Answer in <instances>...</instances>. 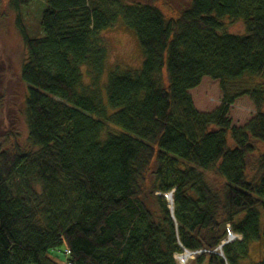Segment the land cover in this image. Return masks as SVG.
I'll use <instances>...</instances> for the list:
<instances>
[{"label": "trees", "instance_id": "16d2710c", "mask_svg": "<svg viewBox=\"0 0 264 264\" xmlns=\"http://www.w3.org/2000/svg\"><path fill=\"white\" fill-rule=\"evenodd\" d=\"M36 1L8 0L27 146L0 143V264H264L249 258L264 246V0H188L171 18L153 0H46L31 35L18 13ZM120 22L139 69L107 70L101 33ZM204 78L222 93L210 113L190 96ZM242 97L257 112L237 128Z\"/></svg>", "mask_w": 264, "mask_h": 264}, {"label": "rangeland", "instance_id": "374dc122", "mask_svg": "<svg viewBox=\"0 0 264 264\" xmlns=\"http://www.w3.org/2000/svg\"><path fill=\"white\" fill-rule=\"evenodd\" d=\"M142 1V0H129ZM188 0H153V4L167 17H175L185 7ZM46 5V0H37L29 7L23 8L18 14L21 15L28 32L31 35H38V22L41 11ZM17 12L8 5V0H0V143L4 138L15 135L19 146H27V127L22 114L21 96L24 86L19 80L20 68L25 58L23 41L16 27ZM224 27L227 32L242 35L245 27L240 22L231 23L224 20ZM104 43L108 49L107 70L118 67L122 70H136L141 67L142 55L135 35L127 30L122 24L117 23L101 33ZM190 96L195 109L200 113H210L221 104L222 93L219 84L209 78H204L201 84L190 91ZM105 98V93H104ZM264 110V106L262 107ZM257 107L248 97L236 99L231 106L228 117L233 126L245 127L255 116ZM229 145L233 143L229 140ZM255 157L258 156L263 147L255 144ZM255 157L250 165L255 164ZM253 172V168H252ZM213 179L212 174L207 175ZM260 243V244H258ZM250 245V261L257 262L263 257V242ZM219 252V248H217ZM183 254V253H182ZM200 254L193 255L187 259L186 264H196L195 258ZM179 255L175 258L179 261ZM180 264V263H179ZM202 264H206L203 261Z\"/></svg>", "mask_w": 264, "mask_h": 264}, {"label": "built area", "instance_id": "2783aa9c", "mask_svg": "<svg viewBox=\"0 0 264 264\" xmlns=\"http://www.w3.org/2000/svg\"><path fill=\"white\" fill-rule=\"evenodd\" d=\"M238 239H240L238 236H236V235H234V234H232V233H228V235H227V238H226V240H224V241H222V243H221V245H224V244H226V243H229V242H232V241H234V240H238ZM216 251H218V250H216ZM185 252H187V251H184V253ZM219 252H221L220 250H219ZM183 253V254H184ZM187 253H192V252H187ZM201 253H203V252H195V253H192L193 255H196V254H201ZM181 255V254H180ZM179 263L180 264H186V262H187V260H185V261H182L181 259H179Z\"/></svg>", "mask_w": 264, "mask_h": 264}, {"label": "bare ground", "instance_id": "6f19581e", "mask_svg": "<svg viewBox=\"0 0 264 264\" xmlns=\"http://www.w3.org/2000/svg\"><path fill=\"white\" fill-rule=\"evenodd\" d=\"M167 200H168V205L171 206L172 205L171 196H168ZM192 256H193L192 253L185 252L184 254L179 255L178 258L181 259L182 261H185V260H187L188 258H190Z\"/></svg>", "mask_w": 264, "mask_h": 264}, {"label": "water", "instance_id": "95a60500", "mask_svg": "<svg viewBox=\"0 0 264 264\" xmlns=\"http://www.w3.org/2000/svg\"><path fill=\"white\" fill-rule=\"evenodd\" d=\"M168 196H171V194H167V195H165L164 198L167 200ZM170 210H172V205L170 206ZM222 246H223V245H220V246L218 247L220 251H221V247H222ZM215 251H216V250H215ZM216 254L219 255V256H221V252L216 253Z\"/></svg>", "mask_w": 264, "mask_h": 264}]
</instances>
